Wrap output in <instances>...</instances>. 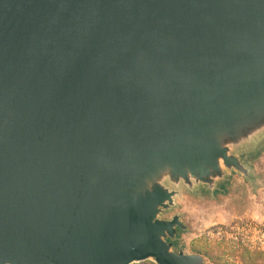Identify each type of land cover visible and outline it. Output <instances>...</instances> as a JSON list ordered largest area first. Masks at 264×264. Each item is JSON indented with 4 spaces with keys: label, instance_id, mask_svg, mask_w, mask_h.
I'll return each mask as SVG.
<instances>
[{
    "label": "water",
    "instance_id": "95a60500",
    "mask_svg": "<svg viewBox=\"0 0 264 264\" xmlns=\"http://www.w3.org/2000/svg\"><path fill=\"white\" fill-rule=\"evenodd\" d=\"M264 134V0H0V264H206L174 249Z\"/></svg>",
    "mask_w": 264,
    "mask_h": 264
},
{
    "label": "rangeland",
    "instance_id": "374dc122",
    "mask_svg": "<svg viewBox=\"0 0 264 264\" xmlns=\"http://www.w3.org/2000/svg\"><path fill=\"white\" fill-rule=\"evenodd\" d=\"M237 153L252 167L254 179L230 172L229 182L221 184L226 192L215 194L181 186L175 206L163 216L180 214L188 229L180 232L179 247L200 252L206 264H264V134ZM131 264L157 262L149 258Z\"/></svg>",
    "mask_w": 264,
    "mask_h": 264
},
{
    "label": "trees",
    "instance_id": "16d2710c",
    "mask_svg": "<svg viewBox=\"0 0 264 264\" xmlns=\"http://www.w3.org/2000/svg\"><path fill=\"white\" fill-rule=\"evenodd\" d=\"M227 182H229V180L227 181ZM227 182H224V184L223 185H225ZM226 188H224V186H222V190H221V192H226ZM181 231H184V230H182L181 228H178V232H177V237L173 240L174 241V249L176 248H179V235H180V232ZM197 253H200V252H197ZM201 254V253H200Z\"/></svg>",
    "mask_w": 264,
    "mask_h": 264
}]
</instances>
